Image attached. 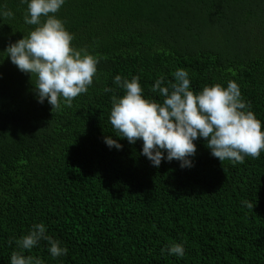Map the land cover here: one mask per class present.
<instances>
[{
  "label": "trees",
  "instance_id": "1",
  "mask_svg": "<svg viewBox=\"0 0 264 264\" xmlns=\"http://www.w3.org/2000/svg\"><path fill=\"white\" fill-rule=\"evenodd\" d=\"M0 8L14 12L0 19L2 51L32 26L20 0ZM56 15L72 44L98 58L97 73L70 107L51 111L34 76L0 62V264L35 223L68 249L52 258L42 240L24 252L43 264H264V151L220 162L197 139L191 167H154L142 141L109 123L112 98L124 94L115 75L139 76L159 101L154 81L184 68L194 92L237 82L264 128V0H66ZM175 242L184 257L161 252Z\"/></svg>",
  "mask_w": 264,
  "mask_h": 264
},
{
  "label": "clouds",
  "instance_id": "2",
  "mask_svg": "<svg viewBox=\"0 0 264 264\" xmlns=\"http://www.w3.org/2000/svg\"><path fill=\"white\" fill-rule=\"evenodd\" d=\"M65 2L20 0L26 5L24 23L32 27L0 51V62L6 56L19 71L35 77L37 102L47 100L51 111L70 107L74 98L86 93L99 63L86 49L72 44L74 35L56 15ZM12 18V10L0 8V19ZM172 76L171 81L158 77L152 84L151 91L162 98L159 101L143 95L139 76L130 80L114 76V84L124 90L122 96L112 98L109 114L116 136L126 138L130 144L142 141L141 154L154 167H159L162 160L174 159L182 168L191 167L197 139H203L210 154L220 162L242 164L247 156L259 158L264 151V128L242 98L237 82L206 85L194 92L186 69L177 68ZM104 142L109 148H122L111 136H105ZM242 204L252 210L255 203L244 200ZM42 240L47 242L52 258L67 254V247L48 235L44 223H35L16 240L20 251L11 253L9 264H43L39 257L24 254ZM161 252L182 258L185 247L175 242Z\"/></svg>",
  "mask_w": 264,
  "mask_h": 264
}]
</instances>
